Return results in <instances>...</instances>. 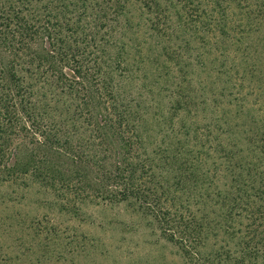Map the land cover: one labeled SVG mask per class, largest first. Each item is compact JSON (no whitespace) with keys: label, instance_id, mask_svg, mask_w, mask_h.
Returning a JSON list of instances; mask_svg holds the SVG:
<instances>
[{"label":"trees","instance_id":"1","mask_svg":"<svg viewBox=\"0 0 264 264\" xmlns=\"http://www.w3.org/2000/svg\"><path fill=\"white\" fill-rule=\"evenodd\" d=\"M121 22L120 43L100 51L106 60L85 59L77 36ZM20 63L75 95L107 146L94 163L108 198L138 203L165 240L205 264H264V0H0V117L33 145L16 146L12 172L41 176L43 130L27 112L20 72L30 69ZM118 79L156 95L158 111L144 115L151 108ZM59 140L50 152L74 154ZM209 242L223 252L203 255Z\"/></svg>","mask_w":264,"mask_h":264},{"label":"rangeland","instance_id":"2","mask_svg":"<svg viewBox=\"0 0 264 264\" xmlns=\"http://www.w3.org/2000/svg\"><path fill=\"white\" fill-rule=\"evenodd\" d=\"M5 5L8 7L10 3ZM130 9L137 21L138 3H132ZM90 15L91 11L87 16ZM115 26L111 28L102 23L97 30H86L93 35L77 36L79 44L76 45L85 50V59L106 60L100 51L104 47L110 51L109 44L114 39L120 43L122 39L123 23ZM125 39L130 41L129 35ZM204 43L199 40L195 46L205 50ZM21 56L29 60L24 52ZM22 67L30 69L20 72L21 86L28 95L27 112L43 130L40 139L44 144L37 156L48 163L37 161L46 177L37 175L36 167L27 174L12 172L17 157L14 149L21 144L28 150L33 147L32 133L18 136L22 130L8 128L7 119L0 117V264H205L201 255H185L181 247L165 240L156 222L138 203L120 197L108 198L104 190L108 188L105 181L108 176H101L105 172H100V166L94 163L104 158L107 146L102 145L97 133L92 134V127L86 124L87 115L78 110L75 95L58 88L51 72L42 76L29 65ZM121 85L119 88L127 95L137 98L136 104L151 108L144 115L158 111L156 95L145 92L139 85ZM56 125L61 131H57ZM57 138L61 147L71 143L74 154L65 148L50 152L46 145L49 139ZM105 162L109 175L113 170L112 161H103L101 165ZM101 182L106 187L102 188ZM183 185L189 186V179ZM194 213L199 218L204 215L199 208ZM205 251L223 252L215 242H209L206 250L203 245V255Z\"/></svg>","mask_w":264,"mask_h":264}]
</instances>
